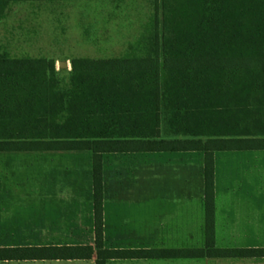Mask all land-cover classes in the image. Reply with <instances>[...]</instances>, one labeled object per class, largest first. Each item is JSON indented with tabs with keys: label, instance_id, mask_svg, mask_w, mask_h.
<instances>
[{
	"label": "trees",
	"instance_id": "trees-1",
	"mask_svg": "<svg viewBox=\"0 0 264 264\" xmlns=\"http://www.w3.org/2000/svg\"><path fill=\"white\" fill-rule=\"evenodd\" d=\"M38 1L81 0H0V20ZM139 1L155 11L143 52L74 58L66 89L52 60L0 54V152H90L94 217L93 245L0 247V262L264 257L215 247L213 178L215 151L264 150V0ZM173 151L204 153V247L105 249L102 155Z\"/></svg>",
	"mask_w": 264,
	"mask_h": 264
},
{
	"label": "crops",
	"instance_id": "crops-1",
	"mask_svg": "<svg viewBox=\"0 0 264 264\" xmlns=\"http://www.w3.org/2000/svg\"><path fill=\"white\" fill-rule=\"evenodd\" d=\"M101 165L105 249L186 250L192 238L204 247L203 152L105 153ZM213 178L215 247L264 249V150L215 151ZM84 207L94 243L90 152H0V247L85 245L75 242ZM0 264H94V258ZM106 264H264V257Z\"/></svg>",
	"mask_w": 264,
	"mask_h": 264
},
{
	"label": "rangeland",
	"instance_id": "rangeland-1",
	"mask_svg": "<svg viewBox=\"0 0 264 264\" xmlns=\"http://www.w3.org/2000/svg\"><path fill=\"white\" fill-rule=\"evenodd\" d=\"M154 15L153 4L139 0L15 3L0 20V54L12 59L52 60L59 86L66 89L74 58L98 60L143 52L145 39L153 31ZM61 62L67 68H61ZM89 221L84 207L83 213H77L76 244H93ZM57 233L63 235L64 231L58 229ZM202 246L192 238L188 247Z\"/></svg>",
	"mask_w": 264,
	"mask_h": 264
},
{
	"label": "water",
	"instance_id": "water-1",
	"mask_svg": "<svg viewBox=\"0 0 264 264\" xmlns=\"http://www.w3.org/2000/svg\"><path fill=\"white\" fill-rule=\"evenodd\" d=\"M59 66H60L61 68H67V63H65V62H61V63L59 64Z\"/></svg>",
	"mask_w": 264,
	"mask_h": 264
}]
</instances>
